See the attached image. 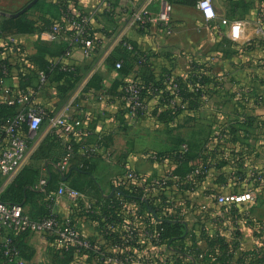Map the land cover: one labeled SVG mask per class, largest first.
Instances as JSON below:
<instances>
[{
    "label": "crops",
    "instance_id": "1",
    "mask_svg": "<svg viewBox=\"0 0 264 264\" xmlns=\"http://www.w3.org/2000/svg\"><path fill=\"white\" fill-rule=\"evenodd\" d=\"M30 1L0 0V51L12 64L2 95H19L32 91L30 102L44 106L49 112V116L44 120L36 136L27 165L38 168L40 178L47 176L49 180H52L49 188H45V194L42 195L47 198L54 196V212L63 218L70 219L79 228L81 234L92 242L91 254L83 250L77 251L75 260L70 264H101L99 257L105 259L110 257L111 264H119V259L127 261L142 258L145 260L146 254L151 253L149 236L145 237L143 233L146 221L149 223L150 208L146 209L143 205L141 218H132V225L142 227V235L130 236V231L125 229V234L121 237L124 243L122 246L116 243L113 237L111 239L105 237L104 232L102 233L99 229V220L94 219L91 214L97 210L95 203L102 202L104 197L111 196L117 189L113 187L111 179L116 175L114 166L118 164V147H123V142L118 138L132 135V139H129L131 148L139 139L136 133L138 124L148 125L150 132L154 129L152 125L164 124L155 111H160L164 105L158 95L147 98V107L143 114L131 117L127 112L122 82H129L138 74L142 77L148 72L156 78L168 75L169 82L170 79L173 82V79L190 70L192 60L198 58L201 52H213L226 48L229 25L221 24L223 29L220 33L217 32L215 28L205 23L204 14L197 5L175 3L172 22L170 26H164L155 20L160 7L159 1L156 0L150 3L145 0H38L28 10L29 16L37 20L40 17H46L53 22H62L66 26L63 33L53 37L43 31L1 35L3 21L9 17L10 13L22 9ZM213 2L217 20L237 18L246 22L242 38L230 44L240 49L239 56L224 54L228 60L237 59L239 63L245 61V56H248L252 46H255V43L264 36L261 18L258 15L260 0H213ZM144 9L148 11L150 18L145 25L133 20L135 13ZM67 12L68 14L72 12L93 14L91 26L97 39L95 58L87 57L81 46L73 47L69 55L55 58L62 64V68L79 71L81 78L71 89L68 88L69 82L65 78L56 80L52 76L48 78L46 86L42 89L36 90L37 81H34L35 87L20 88L18 73L20 69L25 70L26 66L18 57L17 49L22 48L27 54L33 56L40 45L51 51L57 50L58 46L69 45L73 29L67 18ZM118 50L130 54L132 68L127 74H122L118 69L121 66L118 67L117 64L123 62ZM109 56L116 59V66L113 65L115 63L113 60H111L112 64L110 63ZM95 64H98L97 68ZM95 72L101 73L103 84L110 92L102 89L85 91L87 82ZM116 82H119V87L113 93L111 90ZM170 84L173 85V83ZM181 100L183 99L176 95L169 103L181 102ZM28 103L19 104L20 112L28 107ZM66 104L69 105L70 112L84 120L86 134L73 137L74 145L79 154H86L85 150L93 149L90 155L92 171H82L72 163L68 172L63 175L59 169V163L66 152L67 135L61 129L51 130L49 118ZM125 119L130 120L132 126L130 131H127V135L118 132L121 131ZM147 136L149 134L145 137ZM1 139L0 134V141ZM136 157L138 158L135 153H132L130 159ZM79 160L80 158L77 157L76 161ZM142 160L146 165L148 164L144 156ZM40 178L31 187L35 193L31 194L29 201L33 200V204L36 203L34 201L37 200V195L41 194L38 192L41 191L38 188ZM108 180H110L109 183ZM67 186L79 192L78 196H72L65 189ZM146 195L149 194H146L144 190L142 194L144 201L147 200ZM43 204L40 201V204L32 205L33 212H37L38 207ZM135 209L134 206L133 214ZM145 209L148 210L146 221ZM116 221H112L111 228L118 227ZM200 223L194 224L193 220H189L188 229L192 230L194 227L195 231L192 236L189 235L188 242L195 241L200 251L203 250L207 256H211L208 264H222L231 252L229 239L222 237V243H215L214 224L211 221L205 222L208 225L207 232L201 233L198 229L201 226ZM130 226L131 224L125 225V227ZM24 242L28 246L24 264H54L55 255L64 247L61 239L53 233L47 235L31 233L24 238Z\"/></svg>",
    "mask_w": 264,
    "mask_h": 264
},
{
    "label": "rangeland",
    "instance_id": "2",
    "mask_svg": "<svg viewBox=\"0 0 264 264\" xmlns=\"http://www.w3.org/2000/svg\"><path fill=\"white\" fill-rule=\"evenodd\" d=\"M261 22L264 30V16ZM227 46L222 50L201 52L192 60L190 70L175 78L179 89L193 94V97L162 106V109L165 106L173 108L174 117L170 121L152 125L154 129L151 132L148 125L138 124L136 133L139 139L136 137L131 148L129 139L132 135L118 138L123 147H118V164L114 166L116 175L111 180L113 187L128 189L130 193L135 192L138 186H145V193L149 194L145 198L156 203L161 194L175 200L172 214H177L186 225V245L200 249L195 241L188 242L189 235L195 231L194 227L188 229L189 220L194 224L201 222L198 228L201 233L207 232L205 222L211 221L218 236H215V243H222V237L230 241L231 252L222 264H264V36L255 46L250 45L253 48L240 63L237 59L225 58L224 54H236L238 57L240 53L238 47ZM130 127L131 121L125 119L118 132L127 135ZM180 136L193 146L186 178L174 174L176 154L172 153V148ZM183 148L186 149L185 144ZM132 153L138 158L130 159ZM143 156L147 165L142 160ZM42 194L45 192L34 197L37 199L34 204H40V201L54 204L53 195L47 198ZM108 197L110 195L95 203L98 210ZM118 199L124 204L120 211L122 215L131 219L141 218L139 201L127 200L121 192ZM34 204L33 200L29 201L25 209H32ZM147 212L145 209V221ZM149 212L151 220L149 223L146 221L143 233L150 237L151 253L146 254L145 260L119 259V264L209 263L211 256L203 250L196 255H182L178 249L179 242L171 245L169 250L162 244V253L157 258L152 239L158 240V237L152 233L151 226L157 224L161 217L153 207ZM97 216L98 213L92 217L96 219ZM106 220L102 219L103 223ZM123 224L119 222L118 227L111 228L108 223L106 227L118 232L120 238L125 229L133 231L135 237L142 235V227L136 224L125 227ZM98 226L103 233L99 222ZM111 262L110 257H106L103 264Z\"/></svg>",
    "mask_w": 264,
    "mask_h": 264
},
{
    "label": "built area",
    "instance_id": "3",
    "mask_svg": "<svg viewBox=\"0 0 264 264\" xmlns=\"http://www.w3.org/2000/svg\"><path fill=\"white\" fill-rule=\"evenodd\" d=\"M153 0H145L150 3ZM159 1V10L155 17L158 23L164 26H170L174 12V2L171 0ZM197 7L203 12L205 23L221 32V24L229 25V38L232 41H238L243 36L244 25L246 22L242 19L222 18L217 20V14L213 0H199ZM264 3L261 0L258 6L259 17L264 16ZM67 14L70 26L73 29V36L69 44V49L65 55H69L75 46H81L87 57L92 58L96 51L97 39L92 32L91 21L92 13H74ZM148 11L140 10L134 15V21L145 25L149 21ZM66 29L64 23L56 21L54 24L43 32L52 37L61 34ZM126 45L129 46L128 43ZM17 54L22 63L27 66L31 65L28 54L22 48L17 49ZM120 67V63L117 64ZM98 64H95V68ZM11 69L9 63L5 60L0 51V101L9 104L28 103V107L20 112L14 119L10 120L6 126L0 125V131L4 132V137L0 141V264H24L25 258L22 255V248L18 243V238L24 233L55 234L63 246L70 244L80 247V250L92 247L91 240L85 238L80 230L70 219L63 218L56 214L52 204H47L49 213L35 218L31 216L25 207L19 203L7 202L2 199L5 189L15 180L20 171L28 164L34 142L44 120L49 116L48 110L39 104L31 103V92L21 94H3L5 80L10 75ZM38 82L37 89H42L48 82L47 75L43 70H37ZM173 89L178 94L180 91L177 82L173 80ZM140 82L131 80L123 87V95L126 100L127 112L131 117H138L144 113L147 107V97L142 94ZM49 128L51 130L61 129L67 135L66 152L63 155L59 169L62 175L68 172L70 162L74 152V138L86 134L84 120L77 114L70 112L69 105L61 107L55 114L49 118ZM25 126L27 129H25ZM74 137V138H73ZM92 150H85L88 156ZM48 184V177L43 176L39 179L38 188L45 190ZM72 196H78L79 192L71 190L68 186L65 188ZM130 236L134 235L133 231L129 232ZM149 236V235H148ZM150 239V237H149ZM123 262V261H122Z\"/></svg>",
    "mask_w": 264,
    "mask_h": 264
},
{
    "label": "trees",
    "instance_id": "4",
    "mask_svg": "<svg viewBox=\"0 0 264 264\" xmlns=\"http://www.w3.org/2000/svg\"><path fill=\"white\" fill-rule=\"evenodd\" d=\"M174 3H181V4H189V5H197L199 0H171ZM54 22L50 18L46 17H40L39 20L33 19L29 16L28 11L15 16V17H7L2 25H1V35H11L16 33H25V32H42L45 30H48ZM226 42L228 44H232L235 41L230 40V38H227ZM69 45H61L57 47V50L51 51L44 46H38V51L35 55L30 56L28 54V59L31 62V65L27 66L23 63L24 66H26L23 69H20L18 76L20 80V88L25 89L28 87H35L34 81L38 82V73L37 70H43L45 71L47 78L51 77L56 80H60L65 78L69 82V89L73 88L76 83L80 80L81 76L79 74V71L77 69H64L62 68V64L59 61H56L55 58L61 57L66 54L68 51ZM119 54L123 58V62L120 64L119 71L122 74H127L130 72V69L132 68L130 54H128L126 51L118 50ZM2 53V52H1ZM95 57L93 56L92 59ZM5 60L9 63L10 69L12 68V64L5 58ZM108 60L112 64L111 60L114 62L116 59H112V56L108 57ZM116 62L113 63V65ZM135 81L140 82V85L142 88V94L144 97H150L152 95H158L160 96V100L162 103L168 104L171 101L174 96H183L182 99H191L193 94L189 93H183V91H179L178 94L173 89V85L170 84L168 75L161 76L159 78H156L153 74H150L149 72L145 75L136 76ZM175 82L176 79H175ZM119 82H116L111 92L115 93L117 91V88L119 87ZM127 84V82H122L123 87ZM172 86V87H171ZM37 87V86H36ZM171 87V88H170ZM89 89H102L103 91H108L106 89L105 85L103 84V76L99 72H95L87 82L85 86V91H88ZM105 91V92H106ZM158 118L163 121L167 122L170 121L174 117V110L173 108H170V106H165L162 110L157 111ZM20 113L19 110V104H9L7 102L0 101V125L6 126L8 122L12 119H14L18 114ZM25 129L27 127L25 126ZM1 137H4V132L0 131ZM187 141V142H186ZM187 143V144H186ZM185 144V148H183V145ZM185 149V150H184ZM66 150V145H65ZM193 150V146L190 144L189 140H185L184 137H178L175 142L174 146L172 148V153L176 154V169L174 171V174L180 175L182 178H186V175L188 174V165L191 159V153ZM79 157L80 160L76 161V158ZM92 157L88 156L87 154H79L77 153V150L74 147L73 157L71 159L72 165H75L76 168H80L82 171H92L93 164L91 162ZM183 169V171H181ZM39 177V169L35 168L30 165H26L20 173L17 175L15 180L5 189V191L2 194V199L7 202L12 203H19L22 204L23 207H26L29 198L33 191L31 190V187L35 184V182L38 180ZM184 180V179H183ZM52 180H49L48 178V184L45 188H49L50 182ZM144 185V184H143ZM145 190V186L142 187H136L135 192L130 193L128 189L122 190L117 188L114 194H112L110 197L106 199V201L103 203L101 210H94L91 214L96 216L98 213V216L96 217V220H99V224L102 225V231L105 234V237H109L110 239L113 237L114 241L122 246L123 241L120 238V235L118 232L109 230L106 225L108 223H112V221H116V223L119 224V222H124V224H131L132 225V219L125 214H121V209L124 207L123 203H120L118 199V194L121 192V194L125 197V199H133L137 200L140 203V208L145 206L146 209L153 207L155 212L158 214V216L161 217L157 221V224L152 225L153 228V234H155L158 237L157 239H152V241L156 245V257L158 258L159 255H161V245L165 244L167 246V249H170V246L173 244H176L179 242V252L182 255L190 254L196 255L199 250L195 246H188L185 244V223H183L181 218L178 217L177 214H172V209L176 205L175 200H171L170 197L166 196L165 194H161L158 196V203L153 202L150 198H147L146 201L142 199V194ZM46 191V189H45ZM45 191H38L40 193ZM35 193V192H34ZM33 193V194H34ZM145 203V204H144ZM35 206V205H34ZM32 209L27 210V212L35 217H41L43 215H46L49 213L47 204L44 203L41 207H38L37 212H33L34 207H31ZM179 210V209H178ZM106 220V223H103L102 219ZM131 219V220H130ZM149 220L150 216H149ZM123 224V225H124ZM123 227V226H122ZM29 233H24L22 236L18 238V243L20 244L22 248V255L25 258L26 253L28 251V246L24 242V238L28 236ZM80 247L70 244L68 246H64L63 248L59 249L57 254L55 255L54 264H70L72 261L75 260V253L79 251ZM85 253L92 252V248L84 249ZM101 256V255H100ZM103 257H99V261L101 264L104 263ZM99 262V263H100Z\"/></svg>",
    "mask_w": 264,
    "mask_h": 264
},
{
    "label": "water",
    "instance_id": "5",
    "mask_svg": "<svg viewBox=\"0 0 264 264\" xmlns=\"http://www.w3.org/2000/svg\"><path fill=\"white\" fill-rule=\"evenodd\" d=\"M38 0H31L26 6H24L22 9L16 11V12H13V13H10L9 16L10 17H15V16H18L26 11H28Z\"/></svg>",
    "mask_w": 264,
    "mask_h": 264
}]
</instances>
